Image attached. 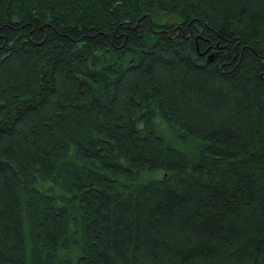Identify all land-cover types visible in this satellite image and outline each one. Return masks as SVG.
<instances>
[{
	"label": "trees",
	"instance_id": "1",
	"mask_svg": "<svg viewBox=\"0 0 264 264\" xmlns=\"http://www.w3.org/2000/svg\"><path fill=\"white\" fill-rule=\"evenodd\" d=\"M0 264H264V0H0Z\"/></svg>",
	"mask_w": 264,
	"mask_h": 264
},
{
	"label": "rangeland",
	"instance_id": "2",
	"mask_svg": "<svg viewBox=\"0 0 264 264\" xmlns=\"http://www.w3.org/2000/svg\"><path fill=\"white\" fill-rule=\"evenodd\" d=\"M160 174H162V173H158V175H160Z\"/></svg>",
	"mask_w": 264,
	"mask_h": 264
}]
</instances>
